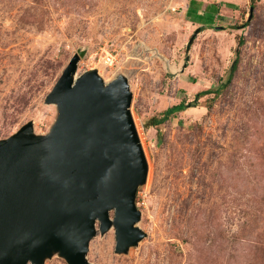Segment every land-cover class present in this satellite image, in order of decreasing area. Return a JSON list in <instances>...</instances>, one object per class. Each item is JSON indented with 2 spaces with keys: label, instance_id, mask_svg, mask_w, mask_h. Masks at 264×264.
I'll return each instance as SVG.
<instances>
[{
  "label": "rangeland",
  "instance_id": "obj_1",
  "mask_svg": "<svg viewBox=\"0 0 264 264\" xmlns=\"http://www.w3.org/2000/svg\"><path fill=\"white\" fill-rule=\"evenodd\" d=\"M80 52L74 79L127 76L148 162L144 237L116 252L114 228L96 222L87 262L264 264V0H0V140L28 122L49 132L45 97Z\"/></svg>",
  "mask_w": 264,
  "mask_h": 264
},
{
  "label": "water",
  "instance_id": "obj_2",
  "mask_svg": "<svg viewBox=\"0 0 264 264\" xmlns=\"http://www.w3.org/2000/svg\"><path fill=\"white\" fill-rule=\"evenodd\" d=\"M83 55H73L45 97L57 109L49 132L36 135L28 122L0 140V264H42L54 252L89 264L96 222L101 232L114 228L116 252L144 237L135 195L148 162L128 78L105 83L90 69L74 79Z\"/></svg>",
  "mask_w": 264,
  "mask_h": 264
},
{
  "label": "trees",
  "instance_id": "obj_3",
  "mask_svg": "<svg viewBox=\"0 0 264 264\" xmlns=\"http://www.w3.org/2000/svg\"><path fill=\"white\" fill-rule=\"evenodd\" d=\"M250 1H251V7H252L253 6V0H250ZM187 16H189V15H187ZM242 43H243V39L240 38L239 41H238V46L242 45ZM238 59H239V49H236V58H235V61H234L233 65H232V70H231L232 72L236 69ZM205 93H206L205 91H201V92L197 93V97L201 96V95H203ZM182 108H183V104L180 103L177 106H174V107H171V108L167 109L163 113L161 118L153 120V124H158V123H161V122L165 121L171 113H174L175 111L181 110Z\"/></svg>",
  "mask_w": 264,
  "mask_h": 264
},
{
  "label": "built area",
  "instance_id": "obj_4",
  "mask_svg": "<svg viewBox=\"0 0 264 264\" xmlns=\"http://www.w3.org/2000/svg\"><path fill=\"white\" fill-rule=\"evenodd\" d=\"M102 61L108 67H112L115 63V57L109 51H105V54L102 56Z\"/></svg>",
  "mask_w": 264,
  "mask_h": 264
},
{
  "label": "bare ground",
  "instance_id": "obj_5",
  "mask_svg": "<svg viewBox=\"0 0 264 264\" xmlns=\"http://www.w3.org/2000/svg\"><path fill=\"white\" fill-rule=\"evenodd\" d=\"M101 77H102V79L104 80V82L106 83L107 82V80L105 79V77L100 73L99 74Z\"/></svg>",
  "mask_w": 264,
  "mask_h": 264
}]
</instances>
